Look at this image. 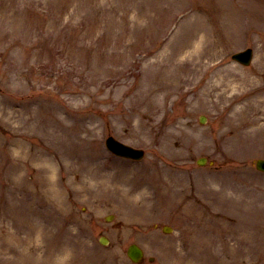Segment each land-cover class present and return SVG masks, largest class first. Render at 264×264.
<instances>
[{
	"label": "rangeland",
	"instance_id": "1",
	"mask_svg": "<svg viewBox=\"0 0 264 264\" xmlns=\"http://www.w3.org/2000/svg\"><path fill=\"white\" fill-rule=\"evenodd\" d=\"M261 99L264 0H0V264H264Z\"/></svg>",
	"mask_w": 264,
	"mask_h": 264
},
{
	"label": "water",
	"instance_id": "2",
	"mask_svg": "<svg viewBox=\"0 0 264 264\" xmlns=\"http://www.w3.org/2000/svg\"><path fill=\"white\" fill-rule=\"evenodd\" d=\"M251 56H252V50L248 49L244 52L234 55V58L240 60L243 63H248L251 59ZM202 120L204 121V118H202ZM107 145L112 151L123 156L141 158L144 154L143 150L126 145L125 143L115 139L113 136H110L107 139ZM256 165L259 169L264 170V159H258L256 161ZM128 255L132 260L138 262L142 260L144 252L139 245L134 243L129 246Z\"/></svg>",
	"mask_w": 264,
	"mask_h": 264
},
{
	"label": "bare ground",
	"instance_id": "3",
	"mask_svg": "<svg viewBox=\"0 0 264 264\" xmlns=\"http://www.w3.org/2000/svg\"><path fill=\"white\" fill-rule=\"evenodd\" d=\"M216 72H214L211 77L215 74ZM251 111L254 114V119H251V121L253 122H259V121H264V99L258 100L255 104L253 105H249ZM260 115V116H258ZM261 126H264V122L260 124ZM85 181V179L83 180ZM82 180H80V183L82 184L83 182ZM128 195V194H127ZM129 196V195H128ZM126 200H119L118 205H124ZM132 212H134V207L131 206L130 208H127V214H131Z\"/></svg>",
	"mask_w": 264,
	"mask_h": 264
}]
</instances>
